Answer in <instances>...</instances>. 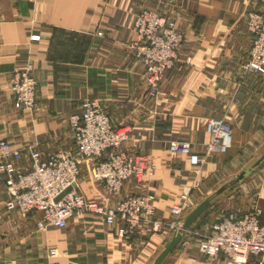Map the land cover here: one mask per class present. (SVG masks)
<instances>
[{
    "label": "crops",
    "instance_id": "1",
    "mask_svg": "<svg viewBox=\"0 0 264 264\" xmlns=\"http://www.w3.org/2000/svg\"><path fill=\"white\" fill-rule=\"evenodd\" d=\"M146 8L174 18L184 36L156 95L147 93L132 44L135 14ZM259 9V0H0V139L24 152L32 145L47 158L73 144L69 116L96 99L113 124L128 132L124 147L147 154L154 171L142 181H126L112 197L88 179L83 161L81 191L98 201L151 193L155 217L169 219L183 192L191 193L195 205L228 168L242 165L231 178L264 151V72L241 68L252 43L245 14ZM17 67H29L37 79L33 111L14 106L11 77ZM209 117L231 126L224 153L206 151ZM172 140L190 142L203 161L194 166L189 154L171 151ZM236 190L238 202L230 211L261 206L264 224L263 160L211 203L163 264H264L259 255L229 263L224 253L210 256L199 249L197 233L229 213L217 204ZM5 199L0 183V264H150L171 235L147 225L120 237L121 223L108 225L94 214L39 229L38 213L8 212Z\"/></svg>",
    "mask_w": 264,
    "mask_h": 264
},
{
    "label": "built area",
    "instance_id": "2",
    "mask_svg": "<svg viewBox=\"0 0 264 264\" xmlns=\"http://www.w3.org/2000/svg\"><path fill=\"white\" fill-rule=\"evenodd\" d=\"M259 2L261 9L245 14L252 35L248 59L241 65L245 72H264V0ZM133 30L132 44L136 57L144 66L147 93L156 95L166 71L178 59L183 32L174 18L147 8L135 14ZM186 61H190V56ZM11 89L15 107L29 111L36 108L37 79L29 67L14 69ZM69 125L73 144L54 151L47 158L32 145L24 152L8 140L0 139V183L6 193L5 209L8 212L38 213L39 229L50 225L65 227L74 215L94 214L108 225L121 223L117 229L120 237L147 225L152 231L166 229L171 233L178 227L194 206L190 192L181 194L180 200L171 206V216L166 220L155 217V196L151 193L124 195L112 201L87 198L80 189L83 161L88 164V179L101 185L112 197L121 193L126 181H142L146 175H152L154 165L147 154L124 147L128 132L113 124L96 99L86 101L81 113L71 114ZM205 128L210 135L206 151L226 152L232 142L230 124L223 118L209 117ZM169 148L173 152L189 154L194 166L203 161L188 141L172 140ZM262 212L261 206H254L242 214L230 211L222 215L208 231L197 233L200 251L210 256L224 253L229 263H244L250 255L264 259ZM49 254L57 255V248L52 247Z\"/></svg>",
    "mask_w": 264,
    "mask_h": 264
},
{
    "label": "water",
    "instance_id": "3",
    "mask_svg": "<svg viewBox=\"0 0 264 264\" xmlns=\"http://www.w3.org/2000/svg\"><path fill=\"white\" fill-rule=\"evenodd\" d=\"M264 160V151L260 157L237 172L233 177L216 188L207 196L198 201L182 218L178 227L171 233L170 237L154 257L150 264H163L168 255L176 248L180 241L189 235L194 222L209 208L211 203L218 199L226 190L243 181L251 172H253ZM61 196V195H60Z\"/></svg>",
    "mask_w": 264,
    "mask_h": 264
},
{
    "label": "rangeland",
    "instance_id": "4",
    "mask_svg": "<svg viewBox=\"0 0 264 264\" xmlns=\"http://www.w3.org/2000/svg\"><path fill=\"white\" fill-rule=\"evenodd\" d=\"M241 166H242L241 164H238V166L236 165V166H233V167L228 168V170H226L225 173H223V177H220V179L218 181H216V183H214L211 186L210 189L217 188L222 182H224L226 179H228L230 176H232L237 170H239ZM236 192H237V190L234 191L233 194L235 196L233 198H231V200L223 199L221 202H219V204H217V206L220 207V212L221 211L222 212H226V211H229L230 212L231 209L236 208V204L238 202V201L236 202V200H237V198H236L237 193ZM210 222H212V221H210ZM210 224L211 223H209V225H207L206 228H209L210 227Z\"/></svg>",
    "mask_w": 264,
    "mask_h": 264
}]
</instances>
